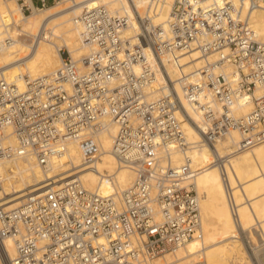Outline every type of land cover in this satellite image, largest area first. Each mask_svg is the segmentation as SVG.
<instances>
[{"label": "built area", "instance_id": "obj_1", "mask_svg": "<svg viewBox=\"0 0 264 264\" xmlns=\"http://www.w3.org/2000/svg\"><path fill=\"white\" fill-rule=\"evenodd\" d=\"M30 1L32 6L17 0L24 15L65 0ZM126 1L127 8L118 11L100 0L83 7L77 19L89 53L80 61L62 48L54 73L0 79V163L31 156L46 170L76 142L84 163L78 170L84 169L96 160L97 136L114 124L111 152L120 166L133 170L134 181L119 195H101L74 176L13 208L0 199V258L8 264H153L202 240L195 172L189 158L181 165L171 158L172 151L189 148L182 121L188 119L212 150L237 235L251 261L260 264L264 238L257 227H242L230 160L217 144L232 130L241 135L239 150L264 143V39L250 22L264 0H175L166 26L141 13L135 0ZM43 38L37 33L34 42ZM9 42L0 40V48ZM194 50L216 59L174 80L164 58L178 66V53ZM176 82L201 114L200 124L185 110ZM243 104L252 109L238 117L234 108Z\"/></svg>", "mask_w": 264, "mask_h": 264}, {"label": "bare ground", "instance_id": "obj_2", "mask_svg": "<svg viewBox=\"0 0 264 264\" xmlns=\"http://www.w3.org/2000/svg\"><path fill=\"white\" fill-rule=\"evenodd\" d=\"M15 0H0V40L10 39V42L0 48V79L18 80L20 75L30 77L47 76L54 73L62 63L60 50L67 48L74 61H80L89 53L82 43V26L78 21L83 7L89 0H65L43 9L34 8L29 16L24 15ZM110 10L118 11L127 8L126 0H100ZM236 5H243L241 0H232ZM27 2L32 6L30 0ZM175 0H135L141 13H150L153 23L167 24ZM77 9V10H74ZM69 10H74L71 16ZM43 22H42V17ZM250 22L252 28L264 39V9L252 12ZM53 23V24H52ZM51 25V29L48 26ZM132 30L139 29L133 19ZM46 30V31H43ZM25 34L29 38L37 33H43L44 38L34 45L13 37V32ZM180 65L169 63L164 58L171 77L176 80L180 74L192 76L205 62H213L216 55L202 56L196 50L179 52ZM231 71V69H229ZM20 83V81H19ZM183 106L190 118L202 122V117L189 103L179 82L175 84ZM252 109L250 104L234 108L238 117L247 115ZM185 140L189 145L186 151L171 152L173 164L181 165L186 158L190 159V167L195 172L191 182L200 198L203 238L191 240L174 254H166L157 258L153 264H192L203 259L206 264H254L248 263L240 242H234L232 247L222 245L212 248L221 237L239 238L231 209L228 203L224 179L220 169L212 164V150L203 141L201 133L183 119ZM117 132L114 124L97 136L96 160L91 166H84L83 156L78 143L69 144L68 152L44 170L31 156L16 157L0 163L2 189L1 205L8 208L18 206L29 194L44 191L59 186L74 176H78L85 188L97 191L101 195H119L135 178L133 170L120 166L112 154L113 137ZM241 135L238 131L228 132L217 144L218 152L226 157L229 183L234 197L239 205L242 227L247 230L257 227L264 234V143L250 149L239 150ZM105 176L108 178H103ZM51 181L50 183H47ZM44 182L47 184L41 186ZM11 257L15 254L13 244H9ZM263 263L264 264V256ZM261 261V260H260ZM0 264H8L0 258Z\"/></svg>", "mask_w": 264, "mask_h": 264}, {"label": "rangeland", "instance_id": "obj_3", "mask_svg": "<svg viewBox=\"0 0 264 264\" xmlns=\"http://www.w3.org/2000/svg\"><path fill=\"white\" fill-rule=\"evenodd\" d=\"M15 2V4L17 5V0H15L14 1ZM56 5V4H55ZM18 6V5H17ZM50 6H52V5H50ZM74 10H77V9H74ZM73 10V11H74ZM72 10H69V12L71 13V16L72 17H74V14H72V12H73ZM27 16H29V15H27ZM43 18H44V16L42 17V22L44 21L43 20ZM53 24V23H52ZM52 27H51V25H49L48 26V29L50 30ZM13 37L14 38H16V39H18V40H20L21 42L23 41H26L28 44L30 43V45H34L36 42H34V37H31V38H29L27 35H25V34H20V33H18L17 31H14L13 32ZM63 48V47H62ZM65 48V47H64ZM66 50H67V48H65ZM104 132V131H103ZM72 179V178H71ZM130 186V185H129ZM261 235H262V232H261ZM263 236V238H264V234L262 235ZM235 240L236 241H238V242H240V244H241V247H242V249L244 250V252H245V254H246V257H247V262L248 263H253L252 261H251V259H250V257H249V255H248V253H247V251H246V248H245V245H244V243H243V241L240 239V238H233V237H231V236H224V237H221V238H219L215 243H214V245L212 246V248H218V247H220L221 245H222V247L223 246H226V247H232L233 246V244H234V242H235ZM224 248V247H223ZM259 257V259L261 260L260 261V263H263L262 261H263V256H258ZM156 260V259H155ZM154 260V261H155Z\"/></svg>", "mask_w": 264, "mask_h": 264}]
</instances>
